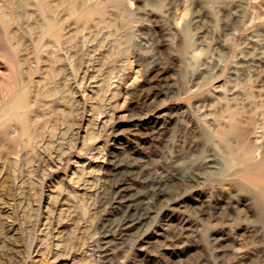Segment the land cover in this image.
<instances>
[{"label": "rangeland", "instance_id": "1", "mask_svg": "<svg viewBox=\"0 0 264 264\" xmlns=\"http://www.w3.org/2000/svg\"><path fill=\"white\" fill-rule=\"evenodd\" d=\"M263 174L264 0H0V264H264Z\"/></svg>", "mask_w": 264, "mask_h": 264}, {"label": "bare ground", "instance_id": "2", "mask_svg": "<svg viewBox=\"0 0 264 264\" xmlns=\"http://www.w3.org/2000/svg\"><path fill=\"white\" fill-rule=\"evenodd\" d=\"M52 31L54 32V23L52 21H50L48 23V26L46 28V33H52ZM47 33V34H48ZM10 108V107H9ZM26 129V128H25ZM119 162V161H118ZM139 163V162H138ZM116 164V163H115ZM113 166V165H112ZM120 167V166H119ZM172 168V167H171ZM257 175V174H256ZM258 176V175H257ZM264 176V174H263ZM160 177V176H159ZM153 179V178H152ZM158 179V178H157ZM126 181V180H125ZM124 182L119 183V185L117 186L118 188V197H120V199L118 200V202L122 203V205H124L128 208V211L130 214H125L121 226L118 228L119 230H117L115 233H107L106 235H112L115 238L118 239H124L126 236H128L131 231L134 228H137L142 222L143 220L147 217V213L149 212V204L146 200H142L140 198H135L131 193L130 190L131 188H128L129 186L125 185ZM164 181V180H163ZM150 182V181H149ZM161 181L158 180L157 183H160ZM148 183V182H147ZM194 183V182H193ZM128 184V183H127ZM132 184V183H131ZM150 185V184H149ZM163 185V184H162ZM161 185V186H162ZM150 189V187H149ZM135 190V189H134ZM160 186H157V188H155L153 191L150 192V194H152L153 196H158L161 191H160ZM147 193V192H146ZM163 195V194H162ZM133 196V197H132ZM112 198V197H111ZM158 199V198H157ZM116 209V208H115ZM113 210V209H112ZM130 210L132 212H130ZM111 212V211H110ZM262 214V213H261ZM109 221V220H108ZM111 224V223H110ZM189 230V229H188ZM187 231V230H186ZM189 232V231H188ZM103 236V235H102ZM112 239V238H111ZM108 242V241H107ZM122 243V241H121ZM110 246V245H109ZM108 246V248H109ZM110 249V248H109ZM105 256V255H104ZM111 260V259H110Z\"/></svg>", "mask_w": 264, "mask_h": 264}]
</instances>
